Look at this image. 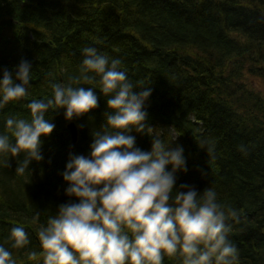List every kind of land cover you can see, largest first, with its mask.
<instances>
[{"label":"trees","instance_id":"16d2710c","mask_svg":"<svg viewBox=\"0 0 264 264\" xmlns=\"http://www.w3.org/2000/svg\"><path fill=\"white\" fill-rule=\"evenodd\" d=\"M85 47L119 59L134 92L151 89L145 131L128 133L135 146L150 151L156 136L182 147L187 171L176 172L177 185L210 187L238 210L240 222L227 221L236 264H264V0H0V79L5 70L14 76L22 59L32 64L29 95L0 108V134L7 118L30 119L27 104L51 97V83L80 75ZM93 91L98 107L78 118L66 120L63 108L46 113L55 128L40 137L43 159L23 175L15 169L25 153H0V245L16 264H43L28 259L41 251L39 224L60 203L76 202L61 173L70 153L89 154L92 132L105 122L109 97ZM69 122L77 127L73 149ZM15 226L28 233L23 248L11 246ZM163 264L182 261L165 255Z\"/></svg>","mask_w":264,"mask_h":264},{"label":"clouds","instance_id":"9594fccd","mask_svg":"<svg viewBox=\"0 0 264 264\" xmlns=\"http://www.w3.org/2000/svg\"><path fill=\"white\" fill-rule=\"evenodd\" d=\"M82 54L79 76L67 85L51 83V97L27 104L30 119L9 117L7 134H0V153L26 154L15 169L23 175L30 161L43 159L40 137L55 128L46 119L49 110L63 108L64 118L72 120L98 107L93 89L109 97V111L100 129L92 132L89 154L70 153L61 173L67 183L64 194L76 202L60 203L55 215L39 224L41 251H31L28 259L42 257L43 264H163L166 255L179 256L182 264H236L238 249L228 238L227 221L239 223L240 212L219 203L210 187L198 191L194 185H177L176 172L187 171L182 147L170 148L153 136L151 150L144 151L128 134L133 128L145 131L143 109L151 89L134 92L119 59L95 47L83 48ZM31 69V62L22 59L14 76L3 71L0 108L29 95ZM81 81L94 86L77 87ZM213 148L208 146L207 153ZM240 150L245 152L243 146ZM39 217L37 211L33 223ZM9 238L17 249L30 243L21 226L13 227ZM0 264H16L2 245Z\"/></svg>","mask_w":264,"mask_h":264},{"label":"water","instance_id":"95a60500","mask_svg":"<svg viewBox=\"0 0 264 264\" xmlns=\"http://www.w3.org/2000/svg\"><path fill=\"white\" fill-rule=\"evenodd\" d=\"M67 129L70 133V138H71V143H70V148L73 149L75 146V143L77 141V127L74 122H69L67 124Z\"/></svg>","mask_w":264,"mask_h":264}]
</instances>
